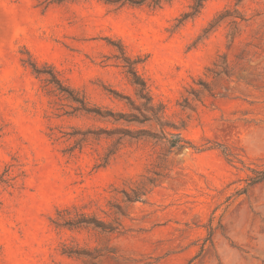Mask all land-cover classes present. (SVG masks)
<instances>
[{
	"label": "rangeland",
	"instance_id": "374dc122",
	"mask_svg": "<svg viewBox=\"0 0 264 264\" xmlns=\"http://www.w3.org/2000/svg\"><path fill=\"white\" fill-rule=\"evenodd\" d=\"M193 2L0 0V264H264V0Z\"/></svg>",
	"mask_w": 264,
	"mask_h": 264
},
{
	"label": "trees",
	"instance_id": "16d2710c",
	"mask_svg": "<svg viewBox=\"0 0 264 264\" xmlns=\"http://www.w3.org/2000/svg\"><path fill=\"white\" fill-rule=\"evenodd\" d=\"M50 1V3H61L62 0H46V2ZM159 1V0H158ZM208 0H194L193 4L190 7V12L187 14L183 15L182 21H185L190 18H194L197 15L201 13V11L204 8L205 3ZM225 14L220 15L214 22L211 24L210 28L213 29L215 26H217L223 19H225ZM242 19L241 17H238ZM235 24V23H234ZM125 63L127 67V73L129 74L131 78L132 84L136 87L137 89V96L139 99L143 101L141 107L136 108V110L139 112V116H135L131 114L128 118V122H136L139 124H145L147 122H153L157 124L163 131H165L166 128H168V124L165 122V120L162 117L163 110L164 108L162 106H157L153 103V100L147 90V86L145 81L138 75L134 68L133 62H131L128 58H125ZM33 71L40 75L44 73L41 71L36 63H31L30 64ZM168 143L170 144L171 148H179V149H185V148H191L194 150H198L196 146H194L191 142H188L187 140H184L180 134L178 135H172L171 140H167ZM220 147L219 149L222 150V153L227 157H231V155L228 154L227 148L224 146H218ZM199 151V150H198ZM203 151V150H200ZM231 163L233 162L232 160H229ZM8 173V172H6ZM255 174L254 177H250L248 179L249 186H254L257 185L261 182H264V168L261 171H253ZM0 182H8V180H3V178H0ZM145 192H140L137 191L135 192V196L130 200V202H141L143 200V197H145ZM79 224L82 222H78Z\"/></svg>",
	"mask_w": 264,
	"mask_h": 264
}]
</instances>
